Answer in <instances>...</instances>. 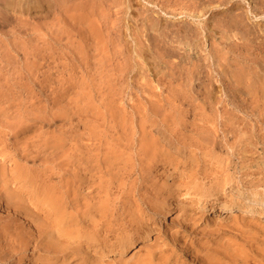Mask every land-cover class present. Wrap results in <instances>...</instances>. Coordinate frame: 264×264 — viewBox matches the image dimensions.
Returning a JSON list of instances; mask_svg holds the SVG:
<instances>
[{"label":"rangeland","instance_id":"obj_1","mask_svg":"<svg viewBox=\"0 0 264 264\" xmlns=\"http://www.w3.org/2000/svg\"><path fill=\"white\" fill-rule=\"evenodd\" d=\"M193 1L0 2V264H264V0Z\"/></svg>","mask_w":264,"mask_h":264},{"label":"bare ground","instance_id":"obj_2","mask_svg":"<svg viewBox=\"0 0 264 264\" xmlns=\"http://www.w3.org/2000/svg\"><path fill=\"white\" fill-rule=\"evenodd\" d=\"M188 1V0H187ZM226 1V0H225ZM0 2L1 3H4V2H8V0H0ZM10 2V1H9ZM192 2V1H191ZM194 2V7H193V9H194V11L195 10H197V11H199L201 14L200 15H198V14H196V15H190V12L189 13H185L184 12V16H187V17H191L192 19L193 18H197V20L199 21V22H201V21H204V22H206L205 21V19L203 20L202 19V17H203V15L204 14H206V13H209V15H208V17H210V15L212 16H214V14H216V13H218L219 12V7L224 3V0H194L193 1ZM214 2H218L219 3V5H217V7H212L210 4H213ZM264 2V1H263ZM262 2V3H263ZM206 3H208V4H206ZM10 4V3H9ZM13 4V3H12ZM31 4L32 3H30V6H31ZM173 4H175V3H173ZM191 4V3H190ZM216 4V3H215ZM264 4V3H263ZM176 5V4H175ZM2 6H4V5H2ZM5 6H7L6 8H5V10H8V9H10L11 8V6L10 5H5ZM179 6V5H178ZM189 6V5H188ZM206 6H209V7H206ZM211 6V7H210ZM12 7H13V5H12ZM27 7V6H26ZM25 7V8H26ZM192 7V6H191ZM224 7V6H223ZM14 8V7H13ZM177 8V7H176ZM180 8V10H182L183 9V6H181V7H179ZM178 8V9H179ZM175 9V8H174ZM185 9V8H184ZM26 10V9H25ZM171 10H173V9H171ZM229 10H230V8H229ZM184 11V10H183ZM231 11H232V8H231ZM254 11H257L256 9H253V12ZM227 12V11H226ZM230 12V11H229ZM228 12V13H229ZM232 12H230L229 13V15L227 14V17L226 18H228L229 19V16H231L232 14H231ZM248 13V12H247ZM250 13H252V11L250 10ZM223 14V13H222ZM221 14V15H222ZM236 15H238V14H236ZM236 15L234 16V17H236ZM252 15V14H251ZM212 16V17H213ZM224 16H226V15H224ZM233 16V15H232ZM231 16V17H232ZM241 16V15H240ZM246 19H247V16H245V15H243ZM261 16V15H260ZM222 17H223V15H222ZM244 17H242V18H244ZM217 18H219V17H217ZM233 18V17H232ZM244 18V19H245ZM182 19V18H181ZM224 20H225V18H223ZM231 19V18H230ZM156 20V19H155ZM154 20V22H152V25L153 26H155V25H157V23L159 22L158 20V22H156ZM239 20V19H238ZM235 20V21H233V19H232V21H230V22H228L229 23V25L228 26H232V27H234V26H236V28L235 29H237V27H239L240 25H238V24H240V23H245V22H243L244 20L243 19H241V20ZM161 21V20H160ZM213 21V20H212ZM228 21V20H227ZM238 21V22H237ZM193 22V21H192ZM219 24H222V23H220V22H218ZM224 23V22H223ZM201 24H203L202 22H201ZM200 23L199 24H196V26L195 27H192L191 25L192 24H188L187 22H183V24H181L180 26H177V28L176 29H174V30H172V29H170V28H168V24L167 25H161V24H158L159 25V27L157 28V29H155L154 30V32L156 33V34H158V37H156L158 40H159V42H161L162 44L163 43H165V41H164V38L165 37H167L166 36V34H175V35H177V38H179V37H182V38H188V37H192V36H197V34H203V33H206V30H205V25H204V27L201 25ZM204 24H206V23H204ZM157 25V26H158ZM224 25V27H225V25H226V23L225 24H223ZM223 25H221L222 27H223ZM244 26L246 25V24H243ZM227 26V25H226ZM171 27H173V26H171ZM223 27V28H224ZM229 28V27H228ZM252 29V28H251ZM254 29V28H253ZM202 30V31H201ZM230 30V29H229ZM228 30V31H229ZM248 30H249V28H248ZM253 31L255 32V30H250L249 32H247V33H249V34H252L253 33ZM257 31V30H256ZM210 33V32H209ZM256 33H259V32H255L254 34H256ZM263 33V32H262ZM180 34V35H179ZM255 36V35H254ZM202 37V36H201ZM261 37V36H260ZM153 38V37H152ZM155 38V39H156ZM209 39V38H208ZM253 39V38H252ZM183 40V39H182ZM206 40V39H205ZM259 41H262V39L261 40H259ZM178 43H181V41L180 40H178ZM157 44V43H156ZM170 44V43H169ZM183 44H188L187 42L186 43H183ZM182 44V45H183ZM251 44V43H250ZM263 44V43H262ZM249 45V44H248ZM259 45H260V43H259ZM157 47H158V45H156ZM165 46V45H164ZM169 47H171L170 48V50H169V53H173V51H175L176 50V48L175 47H173V46H169ZM164 49V48H163ZM177 53V52H176ZM180 53V52H179ZM174 54V53H173ZM178 54V53H177ZM174 56V55H173ZM178 56V55H177ZM9 63V62H8ZM193 63V62H192ZM185 64H187V63H185ZM228 67V66H227ZM195 68H197V67H195ZM229 68V67H228ZM173 69H174V67H173ZM233 70L234 69H227L226 70V72H227V74H228V76L230 77V78H232L234 75V72H233ZM239 71H240V69H239ZM238 71V72H239ZM175 72V71H174ZM184 72V71H183ZM196 72V73H195ZM237 73V72H236ZM235 73V75L237 76V74ZM185 74V73H184ZM189 74H190V72H189ZM191 74H192V78H195L196 80H201L202 79V77L200 76V74H202V73H200L199 71H196L195 69H194V72L192 73L191 72ZM241 73H239L238 75H240ZM179 75V74H178ZM239 77V76H238ZM242 77V76H241ZM224 78V77H223ZM241 80V79H240ZM225 81V80H224ZM233 82V81H232ZM243 82V81H242ZM260 84V83H259ZM208 87V86H207ZM244 88V87H243ZM249 88L250 87H248V86H246V90H249ZM196 91V90H195ZM243 91V90H242ZM205 93V92H204ZM228 94H230V93H228ZM248 95V94H247ZM180 96V95H179ZM205 96H206V94H205ZM208 98V97H207ZM241 100V99H240ZM229 101V100H228ZM249 101H251V100H249ZM215 103V102H214ZM248 104V103H247ZM246 104V105H247ZM252 104V103H251ZM243 105V104H242ZM245 105V106H246ZM249 105V104H248ZM241 107V106H240ZM258 110V109H257ZM257 112V111H256ZM28 124V123H27ZM12 125H13V123H12ZM29 126V125H28ZM25 127V126H24ZM19 128H20V126H19ZM194 128V127H193ZM197 128V127H196ZM199 129H201V128H199ZM14 130V129H13ZM202 130H203V128H202ZM19 131V130H18ZM208 131V130H207ZM15 134V133H14ZM57 146V145H56ZM61 146V145H60ZM56 148V147H55ZM58 149V148H57ZM56 151V150H55ZM54 152V151H53ZM60 153V152H59ZM69 154V153H68ZM67 156V155H66ZM32 159V158H31ZM58 159V158H57ZM63 160V159H62ZM61 161V160H60ZM65 161V160H64ZM61 163V162H60ZM67 163V162H66ZM58 164V163H57ZM63 180V179H62ZM69 181V180H68ZM70 184V183H69ZM50 189V188H49ZM56 193V192H55ZM59 193V192H58ZM70 193V192H69ZM50 194V193H49ZM53 194V193H52ZM50 197L51 196H49V198L48 197H46L45 199H50ZM54 199H52V201H53ZM192 202V201H191ZM201 203V201L200 200H197L196 201V205L197 206H199V204ZM168 205H169V201H166L165 203H164V213L162 214V220L163 221H166V220H168V218L171 216L170 215V211H169V208H168ZM201 206V205H200ZM83 207V206H82ZM170 207V206H169ZM53 210L55 211V214L56 213H58L59 212V208H57V207H55L54 206V208H53ZM252 211H259V212H263L264 213V198H262V197H258V196H255V195H252V194H245V193H240V192H237V195L235 196V197H233L232 199H229V200H220L218 203H217V207H216V213L217 214H219V216L223 213V215L224 214H226V215H229L230 217L231 216H234V217H237V219L239 218L238 216L239 215H241V214H244V213H251ZM60 214V213H59ZM58 218H59V221L61 222V223H63V221H64V218L63 217H61V216H58ZM65 232H67V230H65ZM23 246V245H22ZM137 246H135V243L133 242V243H131L130 244V248H132L131 250H133V249H135ZM125 251V250H124ZM135 252V251H134ZM215 257V256H214ZM240 257H242V255L240 256ZM194 261V260H193ZM216 262V261H215ZM211 263V262H210ZM213 263V262H212ZM211 263V264H212ZM217 263V262H216ZM218 264V263H217ZM220 264V263H219Z\"/></svg>","mask_w":264,"mask_h":264}]
</instances>
